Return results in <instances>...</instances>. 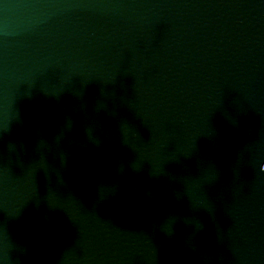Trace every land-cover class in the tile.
<instances>
[{"label": "water", "instance_id": "95a60500", "mask_svg": "<svg viewBox=\"0 0 264 264\" xmlns=\"http://www.w3.org/2000/svg\"><path fill=\"white\" fill-rule=\"evenodd\" d=\"M0 264H264V0H0Z\"/></svg>", "mask_w": 264, "mask_h": 264}]
</instances>
